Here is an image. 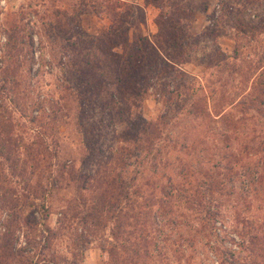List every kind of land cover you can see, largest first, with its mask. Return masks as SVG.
I'll return each mask as SVG.
<instances>
[{
    "label": "trees",
    "instance_id": "obj_1",
    "mask_svg": "<svg viewBox=\"0 0 264 264\" xmlns=\"http://www.w3.org/2000/svg\"><path fill=\"white\" fill-rule=\"evenodd\" d=\"M77 1L70 6L69 18L74 22L95 5L112 21L122 16L119 0ZM165 1L168 12L159 15L152 39H130L128 29L115 33L112 23L111 32L98 36L101 44L107 43L106 54L117 57L115 91L127 104V115L126 121H117L118 134L113 131L123 144L109 148L104 159L93 158L86 173L58 164L54 147L45 137L52 136L56 122L61 121H51L55 115L44 121L48 115L42 111L28 120L35 131L30 141L21 145L22 159L18 154L12 157L15 141L8 135L11 125L4 121L0 103V170L7 163L6 167L16 171L12 165L20 163L19 176L31 165L28 181L38 172L44 176L39 173L36 181L27 182L17 195L8 188L3 192L6 198L2 201L8 200L10 210L0 234V264H57L48 252L53 230L44 223L43 229H38L30 197L40 199L44 221L48 212L45 196L63 176L78 194L94 190L91 202L81 205L78 221L83 227L72 232L71 240L85 245L94 236L106 255L102 264H164L165 252L157 248L158 242L168 237L158 238L155 228L152 230L159 223L160 228L168 223L169 232H178L173 242L181 251L184 244L192 246L200 234L197 242L203 238V251L212 254L210 264H264V8L254 20L238 19L237 13L235 18L228 14L230 19L224 14L211 17L199 36H192L180 30L183 22L193 18L192 0ZM229 25L233 47L227 54L216 39L225 32L221 28ZM98 37L90 42L96 44ZM198 37L209 38L212 44L204 57L195 59L208 74L183 78L177 66L184 62L188 48L199 42ZM74 39L79 40L78 36ZM120 42L127 45L121 53L108 51V46ZM10 54L6 51L5 66L0 70V93L9 82ZM100 68L98 61L91 65L86 61L80 70L82 77L78 76L80 83L96 85L93 78L102 73ZM163 71H168L167 80L157 77ZM105 72L112 73L107 68ZM148 95L168 104V111L153 120L139 114L132 118L130 109ZM119 112L115 110V114ZM186 118L196 121H182ZM207 118L217 121H209L211 125L201 121ZM75 122L79 133L81 121ZM80 147V162L87 154L94 156L93 147ZM43 230L46 234L35 241ZM219 234L221 240L208 238ZM225 238L227 245L223 246L220 241ZM177 258L172 257L171 264H180ZM192 258L188 254L185 264Z\"/></svg>",
    "mask_w": 264,
    "mask_h": 264
},
{
    "label": "rangeland",
    "instance_id": "obj_2",
    "mask_svg": "<svg viewBox=\"0 0 264 264\" xmlns=\"http://www.w3.org/2000/svg\"><path fill=\"white\" fill-rule=\"evenodd\" d=\"M119 1L122 10L120 18L113 21L108 19L102 7L95 5L91 10L80 14L74 22L72 17L69 18L72 12L70 6L72 3H77V0H0V70L5 66L6 51L11 53L9 82L0 93V103L4 121L11 125L8 135L15 141V145L12 146L11 153H14L12 157L18 154L19 160L22 159L21 145L28 143L35 131L28 120L40 111L44 113L43 115H48L44 121H48L52 115L56 118L51 121H61L56 122L52 136L45 137V141H49L54 147L58 164L62 162L86 173L92 167L94 159H104L109 148L115 149L123 144L119 141L120 138L113 135V131L118 134L120 129L117 121H126L127 115L124 110L127 104L117 97L115 91L113 75L118 69V64L116 66L115 62L117 57L106 54L107 43L104 41V45L101 44L102 38L98 36L107 31L111 32L109 26L112 23L115 33L122 28L128 29L130 39L135 36L152 39L157 32L158 17L168 12V6L165 0ZM192 5L195 6L193 18L183 22L180 30H187L190 35L199 36L204 25L208 24V19L217 18L221 14L226 16L225 19H230L228 15L230 13L235 18L234 15L237 13L238 19L254 20L261 15L264 0H252L249 3H245L244 0H192ZM221 29L225 32L218 36L216 44L229 54L233 47L232 30L230 25ZM73 35L78 36L79 40L75 41ZM93 37H98L96 44L90 42ZM197 40L199 42L196 45L188 48L187 55L184 52L186 55L183 57L184 62L177 66L178 74H183V78L203 75L205 77L208 74L205 66L195 59L204 57L212 44L209 38L198 37ZM108 47V51L119 54L127 45L120 42L118 46ZM164 49L168 51V45H165ZM93 60L101 64L99 70L103 69V71L99 73V77L94 76L93 81L97 82L96 85L86 87V84L80 83L79 77H82L80 70L86 61L91 65ZM118 61L120 64L119 58ZM106 68L112 73L106 74ZM149 73L155 75V72L149 71ZM157 77L167 80L168 71H163ZM117 109L120 112L115 114ZM163 111H168V104L155 95H148L140 105L130 109V116L135 118L139 114L146 120H153ZM75 121H81L82 129L79 133ZM182 121L196 120L186 118ZM201 121L211 125L209 121L217 120L207 118ZM81 144L94 148V156L87 154L83 163L80 162ZM6 165L7 163L3 164L0 170V234L10 210L8 200L2 201L6 198L3 192L8 188L17 195L21 190L26 189L23 185L27 186V182L33 183L41 173L33 174L28 181L31 165H26L25 172L21 173L23 176L16 174L19 172L17 165L20 163L12 165L16 167V171ZM39 175L43 176L42 173ZM41 182L45 183L43 178ZM93 193L94 190L76 193L72 186L66 184V176H63L56 182L55 190L45 196L48 212L44 221L40 218V199L30 197L34 201L30 210L33 211L32 215L38 222V229L42 230L44 223L53 230V235L48 239V252L54 255L55 263L102 264L106 259L105 253L97 246V240H93L94 236L85 245L79 242L72 244L71 240L72 232L77 233L83 227L78 221L81 205L84 202L90 203ZM153 229L158 238H164V235L168 237L158 242L157 248L165 252L167 258L161 261L164 264H168V260L171 264L174 256H178L180 264H185L188 254L193 257L190 264L211 263L212 254L204 252L203 245L200 244L203 238L199 243L197 242L201 238H199L200 234L195 238L192 246L184 244L181 251L176 242H173L178 232L175 229L169 232L168 223L162 228L159 223ZM45 234L44 230L40 231L35 241L41 237L40 235ZM208 238L215 241L221 240L222 237L219 234L216 237L210 235ZM220 242L223 246L227 245L226 238ZM156 263L158 262L155 261Z\"/></svg>",
    "mask_w": 264,
    "mask_h": 264
}]
</instances>
